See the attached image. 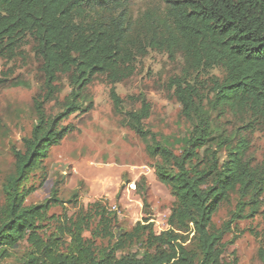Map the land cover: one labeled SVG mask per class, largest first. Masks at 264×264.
Here are the masks:
<instances>
[{
  "label": "trees",
  "instance_id": "obj_1",
  "mask_svg": "<svg viewBox=\"0 0 264 264\" xmlns=\"http://www.w3.org/2000/svg\"><path fill=\"white\" fill-rule=\"evenodd\" d=\"M132 1L0 0V56L12 57L23 39L31 36L42 60L47 93H54L59 73L68 74L74 87L72 100L55 117L46 114L42 100L35 102L38 122L24 140V150L15 149V174L4 186L0 258L11 256L10 250L26 240L29 248L24 264H237L236 256L225 258L228 243L223 241L224 233L236 219L258 212L264 166L251 163L248 140L240 137L223 162L214 155L201 168L194 160L211 137L208 119H199L184 150L176 154L145 128L143 121L150 112L145 100L140 111L129 113L132 127L141 138L151 139L147 147L151 157L172 162L178 171L171 175L158 169V177L171 187L176 205L161 234L142 224L134 229L147 232L148 248L142 256L118 255L126 246L125 233L113 234L104 215L102 230L117 240L98 256L94 244L85 238L87 216L71 224L63 222L50 234L41 233L51 204L59 199L55 194L45 203L26 204L34 190L26 185L30 175L44 169L42 163L50 148L74 129L71 124L61 127L60 122L79 111L81 90L98 74H107L113 82L122 80L132 70L134 50L140 53L146 49L143 46L181 53L188 68L197 73L222 68L223 77L211 81L212 104L221 113L244 111L264 121V0H161L165 7L160 15L149 17L141 40L132 34L128 13ZM171 83L185 114L197 112V86L186 75L174 77ZM114 98L120 105V98L115 94ZM234 191L240 195L236 212L223 228L212 229L213 216ZM186 234H194L193 248L188 246ZM261 258L264 264V249Z\"/></svg>",
  "mask_w": 264,
  "mask_h": 264
},
{
  "label": "rangeland",
  "instance_id": "obj_2",
  "mask_svg": "<svg viewBox=\"0 0 264 264\" xmlns=\"http://www.w3.org/2000/svg\"><path fill=\"white\" fill-rule=\"evenodd\" d=\"M164 7L161 0H133L129 4L135 38L146 36L149 17L160 15ZM34 46L33 38L26 36L12 57L0 56V79L4 80L0 83V206L5 202L4 186L15 174V149L24 150V140L38 122L36 100H42L49 117L63 112L72 100L74 87L68 74L59 73L54 93H47L42 60ZM143 48L140 53L134 50L132 70L122 80L113 82L107 74H98L81 90L79 111L60 122L61 127L71 124L74 129L50 148L42 163L44 169L34 171L26 182L27 188L34 187L26 198L27 205L45 203L55 194L59 199L51 204L41 233L50 234L63 222L71 224L87 216L85 238L94 244L98 256L116 242L120 232L125 233L126 246L118 255L142 256L148 248L147 232L134 229L142 224L161 234L167 230L176 205L172 189L160 181L158 169L162 167L171 175L178 170L172 162L151 157L147 152L151 139L141 138L132 127L129 113L140 111L144 100L150 105L149 116L143 121L145 128L176 154L184 150L199 119H208L211 137L194 160L201 168L209 165L214 155L223 162L240 137L248 140L251 163L264 166V121L244 111L221 113L210 101L211 81L223 77L222 68L197 73L188 68L181 53ZM185 75L200 94L199 110L190 116L171 83L174 77ZM114 94L120 98V105L115 103ZM239 201V193L231 192L213 216L212 229L227 224ZM259 207L253 217L236 219L225 231L227 260L236 256L237 264H263L264 193ZM103 215L117 237L105 235L100 224ZM187 236L188 246L193 248L194 234ZM65 239L69 241V236ZM28 248L26 240L20 242L10 250L11 256L0 258V264H24Z\"/></svg>",
  "mask_w": 264,
  "mask_h": 264
}]
</instances>
